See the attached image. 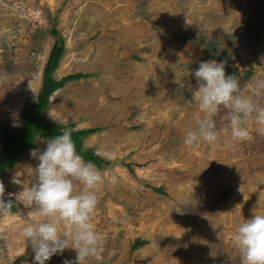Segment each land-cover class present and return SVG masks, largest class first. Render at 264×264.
Segmentation results:
<instances>
[{
  "label": "rangeland",
  "instance_id": "1",
  "mask_svg": "<svg viewBox=\"0 0 264 264\" xmlns=\"http://www.w3.org/2000/svg\"><path fill=\"white\" fill-rule=\"evenodd\" d=\"M263 6V0H0L2 125L20 131L22 108L36 101L52 28L64 42L54 77L90 74L50 93L40 113V120L72 130L95 128L83 144L109 161L91 162L102 177L90 218L102 247L82 264H241L234 226L264 213V130L252 113L242 123L247 137L232 139L229 110L221 105L212 116L214 143L186 145L183 138L205 115L193 99L198 85L191 74L202 60L228 63L237 94L264 107V91L253 86L264 78ZM47 140L37 135L0 172V197L14 204L0 208V264H34L20 234L34 210L21 197L34 179L27 171L38 163L29 150L42 151ZM136 238L144 242L133 249ZM65 260L77 264L71 247L45 264Z\"/></svg>",
  "mask_w": 264,
  "mask_h": 264
},
{
  "label": "clouds",
  "instance_id": "2",
  "mask_svg": "<svg viewBox=\"0 0 264 264\" xmlns=\"http://www.w3.org/2000/svg\"><path fill=\"white\" fill-rule=\"evenodd\" d=\"M191 74L198 85L193 99L205 115L195 117L194 125L185 131L184 144L216 141L212 116L221 105L229 110L232 139L247 137L242 123L252 113L264 130V107L257 106L250 97L237 94L238 78L225 74V61L202 60ZM253 86L257 92L264 91V78L254 79ZM71 131L62 126L58 135L46 141L42 151L29 150L38 163L27 171L34 179L23 190L21 202L33 206L34 214L31 222L20 228V234L32 249L34 264H45L52 255L60 254L67 247L75 250V260L82 264L102 247L101 237L90 223L97 203L95 188L102 177L77 151ZM83 147L92 146L85 144ZM94 151L99 154V149ZM74 182L81 185L79 191L74 189ZM4 201L0 199V208L4 207ZM232 241L240 254L241 264H264V213L253 212L240 220L234 226ZM64 264L70 262L65 260Z\"/></svg>",
  "mask_w": 264,
  "mask_h": 264
},
{
  "label": "trees",
  "instance_id": "3",
  "mask_svg": "<svg viewBox=\"0 0 264 264\" xmlns=\"http://www.w3.org/2000/svg\"><path fill=\"white\" fill-rule=\"evenodd\" d=\"M258 22L262 24V28H260L258 37L264 43V6L263 15ZM51 31L55 36V40L49 50L48 57L45 62L42 76V87L39 90V95L36 101L27 102L22 108L23 123L20 131L15 133L10 130L8 124L2 125L0 123V134L4 136V142L0 146V172L16 160L20 150L23 147L31 146L37 135L42 138L49 139L59 134L60 128L63 125L52 124L40 120L41 111L48 106V95L54 90L62 87L64 83L69 80L87 77L90 75L89 73L76 72L66 74L59 78L54 77L53 71L58 65V62L64 51V42L63 39L58 36L57 30L55 28H52ZM225 72L227 74L231 73V68L228 63L225 65ZM95 130V128L90 127L73 129L71 131V137L77 151L80 152L85 161H90L97 166H101L102 164H108L109 161L101 156V154H97V152L94 151L92 147L87 149H84L83 147L85 145L83 144V137ZM0 199L5 200L3 202V208L8 210L14 208V204H12L8 198L0 197ZM143 242L144 240L136 238L132 244V248H137Z\"/></svg>",
  "mask_w": 264,
  "mask_h": 264
}]
</instances>
